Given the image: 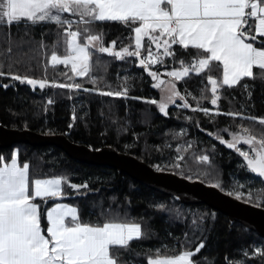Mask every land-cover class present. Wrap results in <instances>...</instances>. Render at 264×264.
Segmentation results:
<instances>
[{"label": "trees", "instance_id": "16d2710c", "mask_svg": "<svg viewBox=\"0 0 264 264\" xmlns=\"http://www.w3.org/2000/svg\"><path fill=\"white\" fill-rule=\"evenodd\" d=\"M75 29L76 25H73L72 30ZM95 29L93 34L102 33L104 46L112 45L116 51L125 46L130 50L135 49V34L122 22H96ZM253 35L257 34L253 31ZM65 36L63 28L55 22H38L35 25L14 22L10 26L5 22L0 25V63L3 64V71L8 72L11 65L14 73L48 81L41 89L39 85L34 87L27 82L13 80L11 76L0 77L2 126L28 129L43 135H64L72 143L91 146L92 149L112 147L146 162L155 170L157 168L154 165H160L162 170L158 171L184 177L179 174L183 171L185 175L193 177L190 180H199L212 186L220 184L223 190L217 188L224 193L233 190L242 192L244 198L239 200L243 202L248 200L249 193L253 201L256 200L260 194L258 190L264 186L258 179H253L246 167H241L243 158L234 149L221 144L208 132L215 133L224 128L236 132L241 131L238 126L243 125L259 135L264 129L258 120H242L224 114L232 111L241 112L246 117H264V77L259 75V69L254 68V78L244 77L236 85L222 86L218 90L219 99L215 106L210 103L211 85L207 81V70L201 74L191 72L179 81L172 78L181 95L191 93L186 95L191 107L178 106L185 102L178 101L176 105L169 106L166 109L168 114L164 115L159 112L157 105L149 102L153 99L159 101V93L153 87L151 76L135 57L120 59L92 49V75L103 78L97 81V85H93L91 77L75 76L70 65L49 63L54 45L59 55L64 54ZM77 39L83 42L81 38ZM260 40H264V37L257 35V46ZM143 44L141 51L146 57L147 38ZM9 47L10 54L7 51ZM172 48L175 62L173 57L166 56L163 65L150 67L155 71L179 68L181 59L191 64L197 52L195 48L184 49L178 44L172 45ZM212 74L219 77L221 71L214 69ZM73 81L82 87L68 89L59 86ZM96 87L98 91L84 90ZM206 88V98L201 99L200 104L212 109L207 115L199 110L193 111L197 103L193 97L200 98L202 90ZM110 90L122 93L126 90L127 96L102 94ZM69 124L73 126L69 128ZM221 135L231 139L228 132H221ZM189 142L191 148H187ZM177 145H180L179 151ZM238 147L247 149L248 146L241 142ZM13 149L18 150L21 164L30 162L33 174H66L72 183L87 182L91 191L81 190L82 194L76 195L65 184L63 190L70 195L53 198L55 202L79 206V213L84 219H88L90 214L95 218L101 208L107 210L110 207L121 212L127 210L138 219L143 217L141 222L147 236L130 242L131 250L122 253L129 264H147L144 254L149 253V250L160 248L162 252L172 254L175 249L178 253L181 244L191 250L201 240L204 241V247L193 257L197 264H228V261L237 260H243L244 264H264V256L252 255L255 248L264 249V240L239 223L230 226L226 216L206 205L180 204L173 197L155 192L115 170L76 163L53 145H17L0 149V155L10 158ZM204 154L210 156V163L195 159V156ZM177 155L183 159L176 161ZM174 162L180 163L182 168L168 167ZM231 196L236 198L234 194ZM51 203L49 201L48 206ZM158 203L165 204L171 211L150 207ZM246 203L257 206L259 202ZM259 207L264 208V203H260ZM176 210H179V216ZM42 225L46 229L45 218ZM162 245H167V249L162 248ZM245 251L248 256L244 255Z\"/></svg>", "mask_w": 264, "mask_h": 264}, {"label": "snow or ice", "instance_id": "6c2138e0", "mask_svg": "<svg viewBox=\"0 0 264 264\" xmlns=\"http://www.w3.org/2000/svg\"><path fill=\"white\" fill-rule=\"evenodd\" d=\"M105 21L122 22L130 27L135 34V49L125 46L113 52L112 48L104 46L102 33H93L96 32V22ZM5 22L9 26L14 22L32 25L55 22L62 27L66 34L64 54L59 55L54 45L48 62L52 65H71L75 76L91 77L93 85L103 78L92 75V49L120 59L135 57L143 70L158 81L153 87L161 90L160 100L149 102L157 105L164 115L168 114V106L176 103L177 97L185 101L178 106L191 107L186 100V95L191 93L181 95L172 80H160L159 72L152 71L150 67L163 65V56H171L175 62L172 45L178 44L184 49L191 46L197 52L191 64L181 59V67L165 69L167 76L179 81L191 72L201 74L207 70V81L211 85L210 103L214 106L218 103V90L222 86L236 85L243 77L254 78V68L259 69V75L264 77V40L259 41V46L256 43L257 35L264 37V0H0V25ZM73 25H76L75 30H72ZM253 31L257 35H253ZM78 37L83 42H78ZM145 38L146 57L141 51ZM152 44L157 49L163 48V56L160 52H152ZM7 51L10 54L11 47ZM9 69L8 72L3 71V64L0 63V77L11 76L13 80L27 82L34 87L39 85L41 89L48 83L45 79L14 73L11 65ZM214 69L221 71V76L213 75ZM59 86L68 89L82 87L75 81ZM84 90L98 91L99 88ZM205 91L207 88L202 90L200 98L193 97L197 101L193 111L199 110L207 115L212 109L200 104V100L206 98ZM102 94L119 97L127 96V91L110 90ZM224 114L242 120H258L264 126V117H246L241 112L232 111ZM72 126L69 124V128ZM238 127L241 131L232 132L224 128L208 134L229 149H234L243 158L241 167H246L253 179H258L264 186V129L257 135L243 125ZM221 132H228L231 139H225ZM241 142L248 146L247 149L238 147ZM191 147L189 142L187 148ZM179 149L180 145H177ZM182 159L181 155L175 158L176 161ZM195 159L210 163L207 154L195 156ZM154 167L162 170L160 165ZM168 167L180 169L182 165L174 162ZM179 174L185 179L193 178L183 171ZM65 184L76 195L82 194L81 190L91 191L87 182L72 183L66 174H33L30 162L21 164L18 161L17 149L11 151L10 158L0 155V264H129L122 253L131 250L130 242L147 236L141 222L143 217L138 219L127 210L121 212L110 207L107 210L101 208L95 218L90 214L88 219H84L79 213V206L53 200L70 195L63 190ZM214 186L223 190L220 184ZM258 191L260 194L255 201L249 193L246 202L258 201L257 206L264 203V187ZM227 194H234L237 199L244 198L240 191L233 190ZM49 201H52L51 206H48ZM150 207L171 211L162 203ZM176 215H180L179 210H176ZM44 218L47 220L46 232L42 225ZM161 247L167 249V245ZM203 247L204 241L201 240L191 250L181 244L178 253L173 249V253L168 254L157 248L144 255L147 264H197L193 257ZM256 254L264 256V249L255 248L252 255ZM244 255L248 256V252L245 251ZM228 264H244V261H228Z\"/></svg>", "mask_w": 264, "mask_h": 264}, {"label": "water", "instance_id": "95a60500", "mask_svg": "<svg viewBox=\"0 0 264 264\" xmlns=\"http://www.w3.org/2000/svg\"><path fill=\"white\" fill-rule=\"evenodd\" d=\"M17 145L56 146L76 163L115 170L155 192L173 197L180 204L206 205L226 216L230 226L239 223L264 240V208L243 202L215 186L185 179L172 172L155 170L146 162L112 147L92 149L74 144L64 135H43L28 129L6 128L0 124V149Z\"/></svg>", "mask_w": 264, "mask_h": 264}, {"label": "rangeland", "instance_id": "374dc122", "mask_svg": "<svg viewBox=\"0 0 264 264\" xmlns=\"http://www.w3.org/2000/svg\"><path fill=\"white\" fill-rule=\"evenodd\" d=\"M151 50H152V52L153 53H156V52H160L161 53V55L163 56V48H160V49H157L156 47H155V44H152V46H151ZM147 56V55H146ZM165 57L166 56H163V59H165ZM71 66V65H70ZM154 66H157V65H151V67L153 68ZM151 68V70L152 71H155L154 69H152ZM165 69H168V70H171L172 68H163V69H161L160 71H158L159 72V79L160 80H164V81H168V80H172V77H169V76H167V74H166V71H165ZM152 78V77H151ZM152 80H153V78H152ZM173 81V80H172ZM158 81H154L153 80V84L154 83H157ZM174 82V81H173ZM175 83V82H174ZM176 84V83H175ZM157 91H158V93H159V98L161 97V90L159 89V88H156V87H154ZM165 94H167V93H165ZM160 100V99H159ZM178 101H181V102H183L182 100H180V98L179 97H177L176 98V103L178 102ZM176 103L175 104H170L169 106H172V105H176ZM168 106V107H169ZM61 203H67V202H61ZM69 204H71V203H69ZM71 205H73V204H71ZM49 206H51V204L49 205ZM73 206H75V205H73ZM45 220H46V218H45ZM46 225H47V220H46ZM45 230V232H46V229H44Z\"/></svg>", "mask_w": 264, "mask_h": 264}, {"label": "crops", "instance_id": "0c3cea01", "mask_svg": "<svg viewBox=\"0 0 264 264\" xmlns=\"http://www.w3.org/2000/svg\"><path fill=\"white\" fill-rule=\"evenodd\" d=\"M93 43H95V42H93ZM189 47H191V46H189ZM110 48H112V50H113V52H115L116 50H114V47L111 45L110 46ZM244 78V77H243ZM227 86V85H226Z\"/></svg>", "mask_w": 264, "mask_h": 264}]
</instances>
